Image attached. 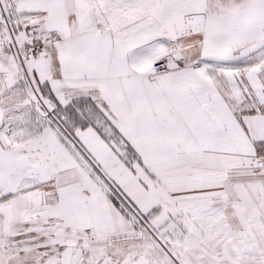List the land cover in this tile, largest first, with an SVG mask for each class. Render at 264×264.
<instances>
[{"label":"snow or ice","instance_id":"obj_1","mask_svg":"<svg viewBox=\"0 0 264 264\" xmlns=\"http://www.w3.org/2000/svg\"><path fill=\"white\" fill-rule=\"evenodd\" d=\"M0 264H264V0H0Z\"/></svg>","mask_w":264,"mask_h":264}]
</instances>
